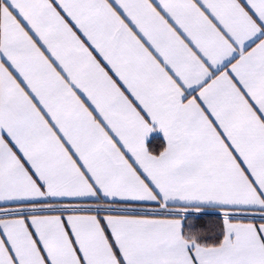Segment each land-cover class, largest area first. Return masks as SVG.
<instances>
[{
    "label": "snow or ice",
    "instance_id": "snow-or-ice-1",
    "mask_svg": "<svg viewBox=\"0 0 264 264\" xmlns=\"http://www.w3.org/2000/svg\"><path fill=\"white\" fill-rule=\"evenodd\" d=\"M0 264H264V0H0Z\"/></svg>",
    "mask_w": 264,
    "mask_h": 264
}]
</instances>
